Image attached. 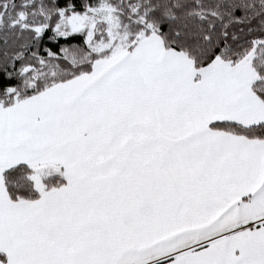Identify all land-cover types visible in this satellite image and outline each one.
I'll return each mask as SVG.
<instances>
[{"label": "snow or ice", "instance_id": "snow-or-ice-1", "mask_svg": "<svg viewBox=\"0 0 264 264\" xmlns=\"http://www.w3.org/2000/svg\"><path fill=\"white\" fill-rule=\"evenodd\" d=\"M0 264H264V0H0Z\"/></svg>", "mask_w": 264, "mask_h": 264}]
</instances>
